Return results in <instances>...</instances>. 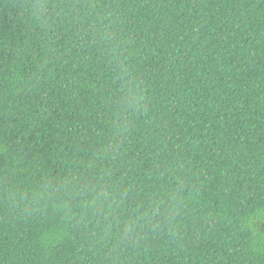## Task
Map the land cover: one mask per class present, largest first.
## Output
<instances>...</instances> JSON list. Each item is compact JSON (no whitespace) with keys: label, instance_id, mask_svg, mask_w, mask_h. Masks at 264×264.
Masks as SVG:
<instances>
[{"label":"trees","instance_id":"1","mask_svg":"<svg viewBox=\"0 0 264 264\" xmlns=\"http://www.w3.org/2000/svg\"><path fill=\"white\" fill-rule=\"evenodd\" d=\"M0 264H264V0H0Z\"/></svg>","mask_w":264,"mask_h":264}]
</instances>
